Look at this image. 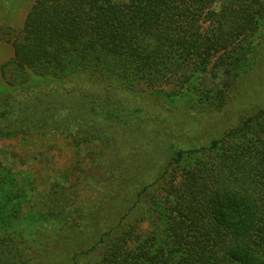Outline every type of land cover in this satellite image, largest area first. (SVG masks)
<instances>
[{
	"label": "trees",
	"instance_id": "trees-1",
	"mask_svg": "<svg viewBox=\"0 0 264 264\" xmlns=\"http://www.w3.org/2000/svg\"><path fill=\"white\" fill-rule=\"evenodd\" d=\"M2 40L14 47L1 68L12 88L26 86L31 74H86L105 87L0 99V134L96 141L101 151H89V170L119 186L116 192L161 165L128 212L83 253L84 264H264V108L186 150L164 137L167 128L156 129L157 116L146 108L162 110L182 95L190 108H226L264 61V0H35L20 30L0 25ZM56 95L75 101L43 109L35 102ZM117 130L161 152L123 155ZM148 131L158 133L156 144ZM67 188L54 185L47 208L70 215L62 227L73 228L78 209L69 207L82 192ZM2 224L0 264H35L43 234L18 238Z\"/></svg>",
	"mask_w": 264,
	"mask_h": 264
},
{
	"label": "rangeland",
	"instance_id": "rangeland-1",
	"mask_svg": "<svg viewBox=\"0 0 264 264\" xmlns=\"http://www.w3.org/2000/svg\"><path fill=\"white\" fill-rule=\"evenodd\" d=\"M34 2L0 0V25L20 30ZM13 56L12 43L0 41V99L25 100L35 92L105 87L104 84L93 83L86 74L61 80L31 74L26 86L12 88L6 84L1 68ZM232 94L228 106L216 114L200 110L196 105L190 108L193 101L187 95L169 99L170 104L162 110L151 103L146 108L154 113V117L157 116L153 121L156 129L159 126L167 128L164 137L173 136L170 140L178 149L200 148L206 146L212 137H222L229 129L264 108V61ZM62 99L56 95L35 102L43 109L47 105L75 101ZM133 99L143 104L141 96L133 95ZM158 116L164 121H159ZM150 131L153 130L150 128ZM150 131L148 135L156 144L158 133ZM118 133L125 140V151L119 145L123 155L128 152L130 157L139 158V152L146 150L151 155L161 152V148L155 145L148 148L151 143L136 133L117 130ZM80 142L65 133L28 138L0 134V219L3 220V228L18 238L33 236L35 230L43 234L45 246L38 252L35 264H84L87 257L83 253L92 250L101 235L120 221L136 201L139 191L162 171L161 165L151 166L133 183L134 186L116 192L121 190L119 186L112 188L98 178H103V174L96 175L89 170L92 162L87 155L89 151H101V146L96 141L87 143L81 139ZM127 171L124 168V172ZM60 183L82 192L81 197L69 207L78 209L75 216L78 224L73 228L62 227L73 219L70 215L64 216L54 210L48 212V204L53 203V186Z\"/></svg>",
	"mask_w": 264,
	"mask_h": 264
}]
</instances>
